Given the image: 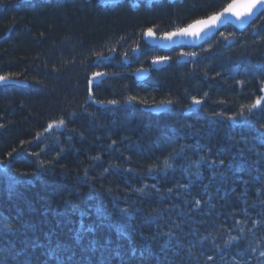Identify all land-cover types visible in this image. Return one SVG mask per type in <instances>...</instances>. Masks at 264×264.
<instances>
[{
	"label": "trees",
	"instance_id": "1",
	"mask_svg": "<svg viewBox=\"0 0 264 264\" xmlns=\"http://www.w3.org/2000/svg\"><path fill=\"white\" fill-rule=\"evenodd\" d=\"M230 1L0 0V75L28 82L0 86V264H154L169 232L166 264H264V111L239 115L264 96V12L197 47L143 39Z\"/></svg>",
	"mask_w": 264,
	"mask_h": 264
},
{
	"label": "snow or ice",
	"instance_id": "2",
	"mask_svg": "<svg viewBox=\"0 0 264 264\" xmlns=\"http://www.w3.org/2000/svg\"><path fill=\"white\" fill-rule=\"evenodd\" d=\"M102 2L111 3V2H113V0H102ZM136 2H137V0H132L133 5H135ZM254 9H264V0H233V2L227 4V6H225L221 12L211 14L205 19L196 20L184 28H179V29H177L176 32L167 34L166 38L171 39L172 36L181 35V34L199 36L200 32H202L204 29L216 26L217 22L223 23L225 20H227L229 18V15L236 17L237 20H241L242 17L251 18V16L255 14L253 11ZM146 35L152 36L153 35L152 29H148ZM221 35H224V34L221 33ZM231 35L232 34H229V36H231ZM225 38H228V37H225ZM192 55H195V54H192ZM161 59H163V58H161ZM159 62H160V60L154 61V63H159ZM95 75L102 76L105 74L97 73ZM9 78L10 77L8 75H0V81L6 82ZM90 83H91V81H90ZM238 83H243V82L239 81ZM262 90H264V89H262ZM135 99H136L135 97H129L128 102L132 103L133 101H135ZM262 102H264V96L257 97L254 103H251L248 105H241L239 115L244 116V110L245 109H247V111L249 113H252L254 109H258V108L261 111H264V106H262ZM108 103L115 105L118 102L115 100H112V101H108ZM162 103L170 104L171 101H165ZM193 103L195 105H199L200 101L194 99ZM227 119L230 121H233L234 123L236 122V119L234 116H229V117H227ZM63 124H64L63 120L50 123L48 125V128L45 129V131L51 130L54 126L55 127H61V126H63ZM262 127H264V125H262ZM40 135H42V134L38 133L37 138H39ZM9 155H11V154H9ZM261 155H264V154H261ZM95 159H99V157H96ZM164 163H165L166 168H169L172 166L171 164L168 163L167 160ZM220 163H223V161H221ZM242 164H243V161H241L239 164H237L235 166V168H233V166L230 164L229 168L233 171H240ZM5 167H7V166H5ZM104 171L108 172L109 169H105ZM85 175H87V172L85 173ZM199 175H200V173L198 172L197 176H199ZM153 187H155V186L153 185ZM135 191L143 192V189H135ZM169 191H171V189H169ZM196 204L199 205L200 201L197 200ZM97 211L99 213L100 209H98ZM122 213L127 214V210L126 209L122 210ZM128 227L131 228V225H128ZM82 228H83V225H82ZM91 230H92L91 228L88 229V231H91ZM167 235H168L169 239L165 240L163 244H159L158 254H156L154 256V264H166V262L168 260V250L171 248L170 241L174 237H173V234L171 232L167 233ZM77 237L79 238V233L77 234ZM144 239H145L144 248L148 251L149 254H152L154 244H156L158 242V235L152 236V237H145ZM236 239H237L236 237L230 236L229 239L225 241V244L228 245ZM177 243H178V241H177ZM260 255L264 256V252H261ZM138 259L141 262V264H153V258L151 255L146 256V255L142 254ZM208 259H212V257H208Z\"/></svg>",
	"mask_w": 264,
	"mask_h": 264
},
{
	"label": "water",
	"instance_id": "3",
	"mask_svg": "<svg viewBox=\"0 0 264 264\" xmlns=\"http://www.w3.org/2000/svg\"><path fill=\"white\" fill-rule=\"evenodd\" d=\"M232 2H233V0L230 1L229 3H232ZM222 10H223V8L218 12H221ZM253 11L255 14L252 15L251 18L242 17L241 20H237L236 17L229 15V18L227 20H225L223 23L217 22L216 26L204 29L202 32H200L199 36L181 34V35H174V36H172L171 39L166 38L167 34L174 33L177 31L176 30V31L165 33L163 35H156L152 31L153 32L152 36L146 35V33H147V31H146L144 33L143 37L147 41L148 44L153 45V46H157L160 49H170L172 47L184 46V45H186V46H197L202 41H204L207 37H210L213 34L217 33L226 24H232L237 29H243V28L247 27L250 24L251 20L254 19L258 14L263 12L264 9H254ZM203 19H205V18H203ZM197 20H199V19H197ZM194 21H196V20H194ZM194 21L190 22L189 24L193 23ZM189 24H187V25H189ZM155 60H160V62L154 63ZM155 60L152 61V65L150 68L159 69L168 62V58H166V57L163 59L159 58V59H155ZM148 75H149V68H147V69L146 68L145 69L140 68V69H137L133 73V76L137 80H144L145 78L148 77ZM7 81H9V80H7ZM0 83H3V81H0ZM99 105L103 106L102 103H99ZM165 108H166V105L163 104L161 106H152L150 108H147V110L151 111V112H160V111L164 110Z\"/></svg>",
	"mask_w": 264,
	"mask_h": 264
},
{
	"label": "bare ground",
	"instance_id": "4",
	"mask_svg": "<svg viewBox=\"0 0 264 264\" xmlns=\"http://www.w3.org/2000/svg\"><path fill=\"white\" fill-rule=\"evenodd\" d=\"M261 14V13H260ZM258 14L254 19L251 20L250 24L260 15ZM209 16V15H208ZM249 24V25H250ZM183 55V54H182ZM181 55L180 58H183ZM9 76V75H8ZM10 78L8 79L9 81L7 82H3V83H0V86H4V85H17V86H25L28 82L24 79H21L19 77H15V76H9ZM134 79L137 81V82H140V80H137L135 77ZM90 100H93V101H96L94 98H92L91 96L89 97ZM166 108L165 110L168 108V104L166 103Z\"/></svg>",
	"mask_w": 264,
	"mask_h": 264
},
{
	"label": "rangeland",
	"instance_id": "5",
	"mask_svg": "<svg viewBox=\"0 0 264 264\" xmlns=\"http://www.w3.org/2000/svg\"><path fill=\"white\" fill-rule=\"evenodd\" d=\"M163 57H165V56H163ZM157 58H158V57H157ZM154 59H155V58H154ZM154 59H151V60L149 61V65H147V66H142V69L149 68L150 64H152V61H153ZM151 69H152V68H151Z\"/></svg>",
	"mask_w": 264,
	"mask_h": 264
}]
</instances>
